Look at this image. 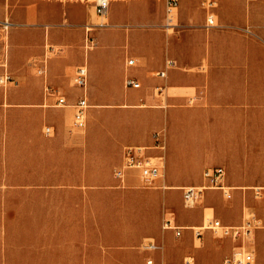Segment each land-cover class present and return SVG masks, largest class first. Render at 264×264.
I'll return each mask as SVG.
<instances>
[{
	"label": "crops",
	"instance_id": "obj_1",
	"mask_svg": "<svg viewBox=\"0 0 264 264\" xmlns=\"http://www.w3.org/2000/svg\"><path fill=\"white\" fill-rule=\"evenodd\" d=\"M242 3L243 0H179L172 25L167 24L166 10L161 22L156 20L163 9L160 14L144 10L140 14L142 22L139 26L142 28L137 36L135 32L131 36L130 52L136 56L133 63H129L130 57H125L123 48L117 50L119 57H112L113 45L104 37L110 31L104 32L103 45L94 49L88 60L82 57L81 50L73 54L76 50L69 40L60 37V30L52 29L51 43L61 47L47 58V74L39 73L40 77H34L23 88L22 97L18 96V88L4 91L0 86L1 121L4 116L8 119L11 111L17 109L13 104L25 103L28 104V115L37 113L41 122H48L43 126V134L26 140L28 156L33 161L30 169L23 173L30 175L46 173L35 170L38 162L34 160L46 159L51 153L52 142L61 144L59 151L63 155L74 151L83 157L82 149L78 150V144L83 141L66 133L63 126V123L71 122L72 129L78 128L73 124L74 103L83 96L84 90L73 81L77 65L86 61L89 64L91 96L96 104L139 106L140 127L117 142L116 146L122 150L117 167L123 163L126 145H144L147 153L162 163V176L156 186H145L137 170L129 169L124 180L117 177L114 170L118 187L152 195L122 199V205L134 207L131 212L137 217L133 228L114 234L127 239L123 244L132 247L131 251L124 252L130 256L124 257V264H128L127 259H132L129 264H148V258H153L155 264H182L186 258L191 259L192 264H223L235 247L244 242L251 246L255 262L264 264V196L254 194L256 185L264 187V95H254L250 89L238 91L234 77L237 57H259L260 49L264 57V47L258 49L259 43L252 41L249 35L224 25L238 18ZM211 12L219 20L213 25L207 20ZM68 25L71 23L64 22L60 27ZM164 31L166 40L162 37ZM179 57L187 58L180 60ZM170 58L175 62L167 66ZM176 58L181 65H176ZM162 69L166 70L164 76L158 74ZM127 76L137 77L141 86L127 85ZM46 83L63 93L67 103L58 104L57 95L47 92ZM116 87L120 89L116 90ZM6 100L11 105L5 106ZM46 125L53 127L51 134L45 132ZM163 126L167 132L154 129ZM157 132L165 143L164 147L157 145ZM10 138L0 132V190L56 188L45 180H6L8 174L19 172L7 165L3 154L7 143L16 141ZM85 142L91 156L97 149L98 140L90 135ZM210 161L217 164L207 165ZM84 165L90 166L91 162L79 164L81 168ZM213 166H224V181L231 186L232 196L226 197L220 188L208 187L196 203L187 205L184 197L182 200L184 187L204 183V170ZM60 173H66V169ZM76 173L85 174L83 168ZM58 184V188L67 190L84 189L93 183L80 177V180H62ZM224 198L230 200L226 202ZM98 205L97 198H64L58 213L52 214L49 198L34 204L29 199L21 203L18 199L9 203L3 201L0 221L43 224L41 235L35 231V241L28 246L19 247L13 241H4L0 247V264L93 262V258L84 256L93 254L92 247L99 246L96 231ZM211 210L214 217L230 225H240L247 214H253L254 225L248 237L223 234L212 228L197 235L193 226L202 224ZM166 218L181 227L180 234L175 228L163 226ZM52 221H58V242L52 241ZM150 240L156 246H149ZM83 246L86 250L82 249Z\"/></svg>",
	"mask_w": 264,
	"mask_h": 264
},
{
	"label": "rangeland",
	"instance_id": "obj_2",
	"mask_svg": "<svg viewBox=\"0 0 264 264\" xmlns=\"http://www.w3.org/2000/svg\"><path fill=\"white\" fill-rule=\"evenodd\" d=\"M146 9H149L153 14L155 12L160 14L163 9L162 15L156 20L161 22L165 17V0L143 2L111 0L108 15L97 13L96 0H0V74L8 70L12 75V79L6 85L0 86L4 91L16 87L19 89L18 96H23V88L32 82L34 77L39 76L38 67L42 64L43 59L50 57L61 47L52 45V29L60 30V37L69 40L71 46L76 50H73V54H78L81 50L82 57H87L88 60L91 57V52L103 45L104 37L111 40L110 43L113 45L111 48L114 49L112 57H119L118 48L125 49V57H136L130 52L131 36L134 32L137 36L138 30L142 28L139 26V23L142 22L140 14ZM215 17L218 23L219 20L217 16ZM237 17L236 20L225 22L224 25L233 26L241 33L249 35L252 41L259 43L258 49L264 47V0H243ZM6 20L9 22H5ZM100 21H107L108 24L98 25ZM64 22H69L71 25L60 27ZM54 25L55 27H52ZM105 31H110V33L103 37ZM165 33L164 31L162 35L164 40H166ZM183 58L187 57L178 59ZM178 59L176 58V65H181ZM237 60L234 64L236 70L234 77L237 79L236 89L238 91L250 89L254 95H260V97L264 95V57H262L261 49L259 57H237ZM88 89L90 106L87 126L72 129L71 122L63 123L66 133L74 134L77 139L83 141L78 144V150L82 149L83 157L80 152L74 151L63 155L59 151L61 144L52 142L51 153L47 158L34 160L38 162L35 164V170H44L45 174L30 175L23 171L30 169V162L33 161L28 156L26 140L43 134V126L48 122H41L37 113L28 115V104L25 103L13 104L17 109L11 111L8 119L4 116L3 120H0V132L10 135L12 137L10 140H16L7 143L3 154L6 156L7 165L19 172L8 174L6 180L11 182L45 180L50 181L56 187L50 190H0V204L3 201L9 203L12 199H18L19 203L29 199L31 204H34L38 200L49 198L51 213L57 214L64 198H97L99 205L97 206L98 230L96 231L99 246H93V254L84 256V258L87 256L93 258V262L84 264H124V257H130L124 252L131 251L132 247L123 244L127 239L114 234L133 228V222L137 217L133 216L131 212L134 207L122 205V199L152 195L133 193L128 188L117 186V181H114V170L120 165L119 158L122 150L116 145L122 137L130 135L135 128L140 127L142 116H140L137 105L96 104L91 96V76H89ZM115 89L119 90L120 88L116 87ZM8 101L6 100L5 106L11 105ZM154 129L156 131L162 129V132H167L165 126ZM55 133H57V129ZM187 133L185 132V134ZM90 135L98 140L97 149L91 156L86 150L85 142ZM5 151L7 152L5 153ZM86 161L91 162V165L82 167L85 174L76 173L82 169L79 166L80 162L86 164ZM216 164L210 161L207 165ZM64 169H66V173H60V170ZM80 177L93 184H87L84 189L65 190L57 187L58 182L62 180L75 181L80 180ZM142 188L151 189L152 187ZM224 199L226 202L230 200ZM213 216L212 210L206 214V218ZM251 216V214H247V217ZM42 224V222L33 221H0V247H3V242L6 240L13 241L19 247L30 245V242L35 241L33 237L35 231H39L38 234L41 235ZM57 227L58 221H52L51 237L53 242L60 240ZM82 249L86 250V247L83 246ZM95 259L96 262H94ZM130 260L132 259L126 260L128 264L131 262Z\"/></svg>",
	"mask_w": 264,
	"mask_h": 264
},
{
	"label": "built area",
	"instance_id": "obj_3",
	"mask_svg": "<svg viewBox=\"0 0 264 264\" xmlns=\"http://www.w3.org/2000/svg\"><path fill=\"white\" fill-rule=\"evenodd\" d=\"M111 0H96V11L99 15H108L110 8ZM179 0H166V18L167 24L172 25L178 8ZM211 3H209V6ZM208 24L213 25L216 24V17L214 13L208 14ZM107 21H100L98 25H107ZM90 28V27H88ZM93 42V40H92ZM94 44V43H93ZM45 57L42 61V64L38 67V72L46 75L48 62ZM129 63L134 62V58L130 57L128 59ZM173 59L167 60V66L174 64ZM89 64L88 62H84L82 64L77 65L75 68V72L73 75V81L76 85L80 86L84 90V94L74 103V120L73 124L78 128H84L88 123V108L90 103L87 97V89L89 84ZM159 75L164 76L166 74V70L162 69L158 71ZM12 79V75L8 70H5L0 74V85H6L9 80ZM126 84L132 85L134 87L141 86V81L136 77L127 76ZM46 90L49 94L57 95V103L58 104H66L67 98L66 96L58 92L56 89L52 88L48 83H46ZM45 132L51 134L54 129L50 125L45 126ZM160 133H156L157 137ZM157 145L164 147L165 143L160 137L157 138ZM129 169H135L139 172L140 178L145 186H156L158 183V179L162 176V163L156 160L152 155L147 153V146L144 145H136L129 144L125 146L124 149V159L121 166L115 169V175L120 179L124 180ZM226 170L224 166H213L207 167L203 174L206 181L200 185H188L184 187L183 197L184 202L187 205H193L196 203L203 190L208 187H217L222 189L223 193L226 197H231L233 192L231 190V186L226 184L224 181ZM254 194L256 196H264V187L261 185H256L254 187ZM251 217H245L244 221L240 225H230L224 223L218 217L206 218L204 222L200 225L193 226V230L197 235H201L203 231L207 228H212L216 231H219L223 234H232L236 237L245 238L248 237L250 231L253 227L254 215L251 214ZM164 227H172L177 230V233H181V227L172 222L170 218H166L164 220ZM149 246H156V243L152 240L149 241ZM148 264H155L153 258L147 259ZM160 264H168V263H160ZM182 264H192L191 259L186 258L184 263ZM223 264H257L255 262L254 252L251 249V246L247 243H241L237 245L233 251V253L227 256L224 259Z\"/></svg>",
	"mask_w": 264,
	"mask_h": 264
},
{
	"label": "bare ground",
	"instance_id": "obj_4",
	"mask_svg": "<svg viewBox=\"0 0 264 264\" xmlns=\"http://www.w3.org/2000/svg\"><path fill=\"white\" fill-rule=\"evenodd\" d=\"M5 22H9V20H6Z\"/></svg>",
	"mask_w": 264,
	"mask_h": 264
}]
</instances>
